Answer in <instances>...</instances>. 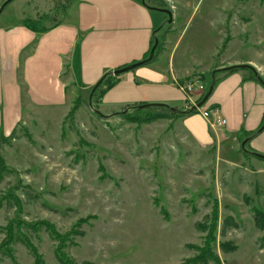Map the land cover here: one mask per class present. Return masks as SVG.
<instances>
[{"label":"rangeland","instance_id":"374dc122","mask_svg":"<svg viewBox=\"0 0 264 264\" xmlns=\"http://www.w3.org/2000/svg\"><path fill=\"white\" fill-rule=\"evenodd\" d=\"M73 1L11 0L0 23H16L21 12L47 27ZM145 1L172 10V23L165 25L166 15L155 34L162 44L167 33L178 40L175 61L205 54L222 38L211 69L181 83L193 76L209 80L217 66L241 59L264 64V0ZM92 87H69L77 107L66 119L60 114L70 107L48 110L49 118L31 113L30 122L0 133V241L11 221H21L43 264H60L56 238L42 225L25 224L46 220L67 232L61 250L77 264H191L202 250L220 264H264V229L252 209L264 211V159L242 152L246 138L208 124L211 140L201 143L180 127L179 116L148 123L164 110L139 105L100 116L93 111L99 91L90 98ZM195 96L189 107L198 103ZM11 245L16 264L33 263L24 243ZM0 264L15 263L2 256Z\"/></svg>","mask_w":264,"mask_h":264},{"label":"crops","instance_id":"0c3cea01","mask_svg":"<svg viewBox=\"0 0 264 264\" xmlns=\"http://www.w3.org/2000/svg\"><path fill=\"white\" fill-rule=\"evenodd\" d=\"M70 6L68 14L41 31L26 27L24 20L31 17H23L21 12L16 23H0L1 134L6 136L30 122L31 113L47 112L48 116V110L71 108L69 87L73 92L90 89L111 71L145 59L154 30L167 15L142 0H74ZM166 35L155 59L115 76L103 92L104 85L98 88L94 104L102 115L140 104H150L147 110H162L164 105L184 110L189 106L177 83L193 72L206 74L222 47V38H217L218 43L205 54L202 50L200 56L191 54L194 59L183 54L175 61L178 40H173L172 33ZM239 63H252L264 81L260 61L241 59L219 65L214 70L213 89L202 107L218 109L226 123L217 128L225 135L247 138L246 150L263 153L264 129L257 130L264 121V85L252 77L254 71ZM233 65L237 67L227 68ZM211 80L212 75L209 80L203 77L205 85ZM196 96L199 100L200 95ZM194 111L178 117L180 127L199 142H207L211 140L208 122ZM65 112L60 115L65 116Z\"/></svg>","mask_w":264,"mask_h":264},{"label":"trees","instance_id":"16d2710c","mask_svg":"<svg viewBox=\"0 0 264 264\" xmlns=\"http://www.w3.org/2000/svg\"><path fill=\"white\" fill-rule=\"evenodd\" d=\"M24 24L26 27H29L35 31H41V30L47 29V27H45L43 25H38L37 19H34V18L25 19ZM166 24H169V23L167 22V23H165V25ZM160 28L161 27L159 26V28H156L154 30L153 38H152V44L154 43L155 37H157L159 39V36H157V34H155V33L157 31H159ZM161 44L162 43L159 41L158 45L155 48L156 50L152 56V59L150 61L155 59L156 55L159 53V51H160L159 49H160ZM149 52H150V50L147 51V53L145 54V56L143 58H147ZM115 76H117V75H112L109 73L106 74L105 76H103L102 82L100 84H103L105 87L103 89H100V91L103 92L104 89L109 88V86H111L114 83L115 78H116ZM100 84L96 87V89L100 87ZM96 89L94 90L95 92H96ZM95 92L93 93V96H94ZM204 94H202L199 97L198 102L201 101V98L203 97ZM74 105H75L74 107L71 106L68 113L64 116L65 119H66L68 114H70L71 112H73L76 109L77 105L76 104H74ZM162 110H164V112L152 114L149 116V118L146 119V121L148 123H150L151 121H154V120L159 119V118L167 117V116H177L178 117V116L186 115L189 113L192 114L195 112L194 110H191V111L190 110L189 111H185V110L171 111L166 106L162 107ZM263 120H264V118H263ZM241 150H242V152H244L248 155H252L251 150L249 151V150L242 149V148H241ZM252 209L254 211L253 216H254V220H255L257 226L259 228L264 229V211H263V209H261L260 207H256V206H253ZM216 211H217V206L215 205L213 207L212 214H211L213 217L212 218V225H213L214 221L216 220ZM80 222H85V220H80ZM21 224H22L21 221H18V222L11 221V223H9V225H8L9 226L8 229L5 230V235L2 238V240L0 241V261L2 259V256H7L8 258H10V260L13 263L16 264V262H15L16 258H15V254L12 250L11 244L13 242L19 241L21 243H24L25 246L27 247L28 251H30L31 254L33 255V263L32 264H43L42 255L40 254L39 251L36 250V248L34 247V245L31 242L30 238H28V236L26 235V231L21 229L22 228ZM25 224L32 226V227L42 225L43 227H45V229L48 230V232H50L51 237L56 238V241H57L56 247L57 248L55 249L56 250L55 251V257H56L58 263H60V264H77V263H74L73 260L71 258H69L67 255H65L63 250H61L63 242H64L62 234H66L67 232H65V233L64 232H62V233L58 232L55 224L51 223L50 221L48 222L46 220H39V221H36L34 223H25ZM72 232L73 231H71V233ZM209 260H212L213 262L220 264L219 258L210 250L209 251L202 250L201 253L199 252V254H196L194 259L191 260V262H192L191 264H199V263L207 264Z\"/></svg>","mask_w":264,"mask_h":264},{"label":"water","instance_id":"95a60500","mask_svg":"<svg viewBox=\"0 0 264 264\" xmlns=\"http://www.w3.org/2000/svg\"><path fill=\"white\" fill-rule=\"evenodd\" d=\"M9 1H11V0H4V1H3V3L0 5V12L2 11V9L5 7V5H6ZM142 2L145 3V0H142ZM153 9H157V10L160 9L161 11L165 12V13L167 14V16H168L166 22H168V23H172V10H170V9H164V8H159V7H158V8L153 7ZM157 45H158V38L155 37V38H154V43H153V44L151 45V47H150V52H149L147 58H145V59H141V60H138V61H134V63L129 64V65H126V66H122L121 68H118V69H115V70L111 71V73H112L113 75H119V74H121L122 72H126V71H130V70H134V68H137V67H139V66H142V65L147 64V63L150 62V60L152 59V56H153V54H154V52H155V50H156L155 48H156ZM239 65L242 66V67L250 68L252 71H254V73H255V77H256V79L258 80V82H260L261 84L264 85V81L262 80V78H261V76L258 74V72L255 71L254 68H252V67H251L250 65H248V64H239ZM231 67H233V66H231ZM227 68H230V67H227ZM212 73H213V74H212V80H211L210 84L208 85L209 87H208L207 91L205 92V94H204L203 97L201 98V101H199L196 105H192L191 107H189L188 110H185V111H189V110L191 111V110H194V109L197 108V107H201L202 104L207 100V97L210 95V93H211V91H212V89H213L212 84H213V82H214V71H213ZM102 79H103V78H102ZM102 79L98 80V81L95 83V85L92 87V89L90 90V91H91L90 98H91V96L93 95V93L95 92L94 90L96 89V87L102 82ZM89 104H90L91 107H92V104H91L90 102H89ZM149 105H150V104H140L139 106H140V107H147V106H149ZM164 106L168 107L171 111L179 110V109H177V108H173V107H170V106H167V105H164ZM93 111H94L96 114L100 115V116H104V115H102V114L100 113V111H99L98 109H96V108H94ZM263 129H264V121H263V124L258 128L257 131H261V130H263ZM247 140H248V139L246 138V139H244L243 142L241 143V147H242V149H244V144H245V142H246ZM251 153H252V156H255L256 158L258 157V158L264 159V155L261 154V153H258V152H251Z\"/></svg>","mask_w":264,"mask_h":264},{"label":"built area","instance_id":"2783aa9c","mask_svg":"<svg viewBox=\"0 0 264 264\" xmlns=\"http://www.w3.org/2000/svg\"><path fill=\"white\" fill-rule=\"evenodd\" d=\"M177 86L182 90L183 94L185 95V100L191 101V103H194V104H195V101L191 98V94L195 93L196 95L201 96L207 91V86H205V83L199 76H193L187 81H184L182 83L178 82ZM195 110L207 120L210 126L214 128L225 126L226 120L220 114L217 108L210 109V108H204V107L202 108L197 107L195 108Z\"/></svg>","mask_w":264,"mask_h":264}]
</instances>
